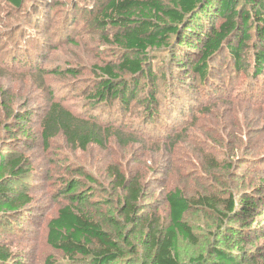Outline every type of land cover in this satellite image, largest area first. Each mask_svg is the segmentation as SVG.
Listing matches in <instances>:
<instances>
[{"label":"rangeland","instance_id":"374dc122","mask_svg":"<svg viewBox=\"0 0 264 264\" xmlns=\"http://www.w3.org/2000/svg\"><path fill=\"white\" fill-rule=\"evenodd\" d=\"M107 1L22 0L16 6L0 0V157H22L26 161V172L6 189L9 194L23 192L33 199L32 205L21 210L23 213L8 212L11 226L0 224V244L11 253L12 264H48V259L50 264H72L47 244L46 224L66 203L56 195L58 186L75 175L77 168L88 171L107 188H112L108 174L111 169L137 177L145 195L138 214H155L162 222L168 219V190L179 189L192 203L211 197L217 206L200 203L185 214L196 243L179 241L181 262L199 255H204L206 261L212 259L211 246L219 239V215L225 213L223 198L231 193L235 199L243 194L264 195V74L258 79L248 72L228 73L224 80L211 78L224 83L227 96L198 95L195 99V92L189 95L184 101L189 99L191 107L180 116L177 131H182L177 137V131L165 124L167 110L175 109L176 104L172 99L167 101L170 90L160 78L156 82L162 98L157 116L142 103L144 89L137 92L127 111L114 113L115 132L129 139L127 145L110 141L106 147L80 149L58 132L44 141L43 120L51 104L59 103L84 120L92 121L96 114L92 112V93L99 79L98 68L116 65L123 53L114 41V30L100 23ZM248 43L252 45L253 40ZM151 61L153 73L159 75L155 68L162 64L153 58ZM172 73L169 80L175 77L176 86L181 78L192 79V73L183 77L184 72L178 74L175 68ZM232 77L226 88V80ZM254 86L257 96L248 100L247 91L252 92ZM183 89L180 87L178 92ZM233 110L231 119L224 118ZM98 116L103 117L100 112ZM151 117L153 123L147 125ZM227 129L230 134L224 136ZM253 213V218H246L249 226L264 225V207L259 206ZM233 217L230 214L229 221ZM133 234L138 257L144 261L135 264H146L148 256L139 241L140 233ZM238 250L241 263L253 251L255 260L264 264L263 232L252 246L246 240Z\"/></svg>","mask_w":264,"mask_h":264},{"label":"trees","instance_id":"16d2710c","mask_svg":"<svg viewBox=\"0 0 264 264\" xmlns=\"http://www.w3.org/2000/svg\"><path fill=\"white\" fill-rule=\"evenodd\" d=\"M9 1L16 6L22 2ZM101 14L100 23L114 30V41L123 53L116 65L98 68L99 79L92 93V112L96 114L92 121L84 120L59 103L51 104L43 120L44 141L48 142L58 132L80 149L90 145L106 147L110 141L127 145L129 139L115 132L114 113L127 111L137 92L144 89L142 103L151 110L150 114L157 116L156 109L161 106L159 100L162 98L156 82L160 78L170 90L167 101L172 99L176 104L175 109L164 107L169 114L165 124L169 130L177 131L180 116L190 110L191 102L184 101L189 95L195 92V99L198 95L204 98L227 96L224 83L211 78L223 77L224 80L228 73L248 72L258 79L264 74V0H108ZM251 39L252 45L248 43ZM157 51L162 54L155 53ZM151 58L162 64L155 68L159 75L153 73ZM173 68L178 74L184 72L183 77L192 73V79L181 78L176 86L175 77L169 80L174 75ZM127 73L130 76H123ZM232 79L226 80V88ZM142 80L144 84L140 85ZM180 87L184 89L178 92ZM247 93L248 100L255 99L256 87ZM98 112L103 117H99ZM232 113L235 111L224 118L231 119ZM152 118L147 125L153 123ZM229 134V129L225 130L224 136ZM26 166L22 157L9 160L0 157V224L4 226H11L8 212L18 215L33 204L26 193L9 194L6 189L18 182ZM74 171L76 174L66 177L57 188L56 195L66 203L46 224L47 244L72 264L144 263L133 241L135 231L140 233L139 241L145 248L149 264H263L255 260L253 251L251 257L241 263L238 249L246 240L252 246L261 232L264 234V225L257 223L250 227L246 220L253 218V211L259 206L264 207V195L243 194L242 198L235 199L231 193L223 198L225 213L219 215L216 228L219 239L211 246L212 259L206 261L204 255H199L181 262L179 241L196 243L185 214L200 203L217 206L211 197H201L192 203L179 189L168 190L165 194L168 219L162 222L155 214H138L145 195L137 177L111 169L108 174L112 188H107L88 171L82 168ZM5 182L9 183L2 185ZM230 214L234 216L231 221ZM10 255L0 244V264H12ZM47 263L50 264V259Z\"/></svg>","mask_w":264,"mask_h":264}]
</instances>
